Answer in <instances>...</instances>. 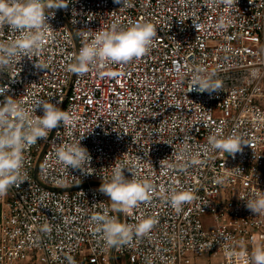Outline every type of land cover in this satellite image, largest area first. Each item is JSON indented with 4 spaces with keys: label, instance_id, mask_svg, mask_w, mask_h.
<instances>
[{
    "label": "built area",
    "instance_id": "built-area-1",
    "mask_svg": "<svg viewBox=\"0 0 264 264\" xmlns=\"http://www.w3.org/2000/svg\"><path fill=\"white\" fill-rule=\"evenodd\" d=\"M45 12L53 15L43 47L0 67V86L7 85L0 100L12 96L28 109L48 101L76 119L25 150L20 181L0 196V264H118L122 256L127 264H196L205 256L249 264L254 245L264 244V214L246 207L250 194L264 192V0H127L123 7L69 0ZM221 18L226 26L217 29ZM143 20L157 32L145 55L83 74L68 70L83 43L79 30ZM15 35L0 26V40ZM199 68L217 90H191ZM34 111L43 114L41 106ZM217 129L249 145L217 153L207 146ZM81 136L90 168L67 172L55 148ZM114 163L157 189L191 188L194 198L177 212L156 191L125 217L98 190ZM105 208L127 223L149 216L156 223L110 246L91 219Z\"/></svg>",
    "mask_w": 264,
    "mask_h": 264
},
{
    "label": "clouds",
    "instance_id": "clouds-1",
    "mask_svg": "<svg viewBox=\"0 0 264 264\" xmlns=\"http://www.w3.org/2000/svg\"><path fill=\"white\" fill-rule=\"evenodd\" d=\"M68 2L69 0H0V26L6 25L12 32L17 33L12 39L0 40V67L20 61L29 52L40 50L44 45L45 32L52 31L46 17L53 13H46L45 9L63 8ZM114 3L122 4L123 7L127 0H114ZM225 26L223 18L215 25L217 29ZM78 32L83 43L73 54L74 62L68 66V70L76 74L140 58L149 51L157 37L154 25L148 20L131 22L127 26L113 21L98 30L82 29ZM35 64L39 68H45L41 64ZM218 87L219 84L213 81L212 74H206L203 68L195 70L191 90L212 92ZM6 90L7 85L0 86V95ZM38 106L42 107V115H36L34 111ZM75 119V114L61 110L48 101L36 100L33 107L28 109L24 106V101L12 96H4L0 100V196L6 195L9 188L20 181L25 150L35 144L38 138L47 137L58 124L68 125ZM82 138L83 136L78 140L62 142L55 148L56 159L67 172L71 168L88 173L91 156L87 148L80 144ZM242 144L249 145L238 133L224 135L219 129L207 138L209 149L228 155L240 152ZM199 162L192 160L194 164ZM109 168L111 176L102 180L98 190L109 197L111 208L125 217L131 215L142 202L149 200L156 191L177 212L194 198L191 188L157 189L150 179L138 177L124 164L114 163ZM124 169L132 173L130 178L125 177ZM234 169L241 173L239 168ZM246 207L255 216L264 214V192L250 194ZM91 219L95 230L101 233L105 243L110 246L125 243L133 235H146L156 223L152 216L139 219L135 224L127 223L116 215H109L107 208L102 213L93 215ZM228 251L229 254H236L235 249ZM248 260L249 264H264V244L257 242L248 255Z\"/></svg>",
    "mask_w": 264,
    "mask_h": 264
},
{
    "label": "rangeland",
    "instance_id": "rangeland-1",
    "mask_svg": "<svg viewBox=\"0 0 264 264\" xmlns=\"http://www.w3.org/2000/svg\"><path fill=\"white\" fill-rule=\"evenodd\" d=\"M204 227L205 229H209L213 227V220L211 215H205L202 217ZM118 264H127L126 258L125 257H118L116 258ZM221 258H213L211 256H205L196 261V264H219Z\"/></svg>",
    "mask_w": 264,
    "mask_h": 264
},
{
    "label": "water",
    "instance_id": "water-1",
    "mask_svg": "<svg viewBox=\"0 0 264 264\" xmlns=\"http://www.w3.org/2000/svg\"><path fill=\"white\" fill-rule=\"evenodd\" d=\"M37 169H38V164L36 165V168H35V174L37 173ZM118 219H120L119 213H118Z\"/></svg>",
    "mask_w": 264,
    "mask_h": 264
}]
</instances>
